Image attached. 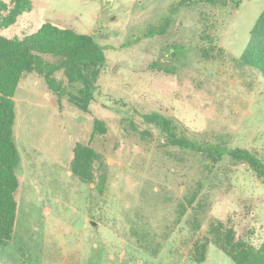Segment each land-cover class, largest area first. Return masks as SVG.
I'll return each mask as SVG.
<instances>
[{
  "label": "rangeland",
  "instance_id": "374dc122",
  "mask_svg": "<svg viewBox=\"0 0 264 264\" xmlns=\"http://www.w3.org/2000/svg\"><path fill=\"white\" fill-rule=\"evenodd\" d=\"M31 1L32 11L0 29L2 36L31 35L51 23L92 36L106 62L87 112L58 100L37 75L18 86L17 217L11 241L0 245V264H197L193 245L206 238L200 264H234L213 244L209 228L217 223L258 248L264 184L248 165L225 156L206 177L198 159L164 146L165 136L145 116L168 118L187 138L246 149L264 163V78L236 64L264 0L175 14L169 8L180 0ZM168 17L164 35L148 36ZM205 21L214 24L220 58L199 54L207 46L199 38ZM95 120L107 132L91 138ZM76 145L100 155L102 192L73 175ZM196 181H203V213L194 230L186 199Z\"/></svg>",
  "mask_w": 264,
  "mask_h": 264
},
{
  "label": "trees",
  "instance_id": "16d2710c",
  "mask_svg": "<svg viewBox=\"0 0 264 264\" xmlns=\"http://www.w3.org/2000/svg\"><path fill=\"white\" fill-rule=\"evenodd\" d=\"M229 0H180L169 11L175 14L179 8H193L200 4L209 6H228ZM31 0H10L7 4L0 0V29H7L16 24L18 18L32 11ZM204 20H206L204 18ZM170 25L169 17L162 27L150 30L148 36L159 31L164 35ZM209 21L203 23L200 40L207 46L199 49L204 60H213L223 56L222 49L214 45L210 32L215 29ZM250 42L242 52L236 64L239 68H251L264 78V11L258 16L251 29ZM178 52V49H177ZM106 62L104 49L90 35L78 33L69 28H60L51 23H44L31 35L6 38L0 34V245L11 241L17 217L16 195L19 188L17 168L20 162L19 152L14 141L16 120L14 97L25 75L34 74L42 77L47 88L58 100L67 98L68 102L82 112H87L94 99L96 84L102 67ZM57 74L62 79L57 78ZM165 136L166 144L191 154L202 164L207 177L214 166L225 156L232 163H243L264 184V163L256 154L241 148L229 149L223 145L199 142L187 138L179 132L176 124L168 118L158 115L145 116ZM105 124L100 120L93 122L91 138L106 134ZM101 157L93 149L76 145L71 163L75 177L84 183H96L99 192L104 190V174ZM98 164V166H96ZM98 175V180L95 181ZM203 188V181H196L194 189L186 202L193 207L194 225L200 226V207L198 197ZM182 211L185 206L181 205ZM209 234L215 244L234 264H264V241L257 248L243 238H237L232 228H225L221 223L211 224ZM211 241V242H212ZM210 241L194 243L192 259L197 264L204 262Z\"/></svg>",
  "mask_w": 264,
  "mask_h": 264
}]
</instances>
